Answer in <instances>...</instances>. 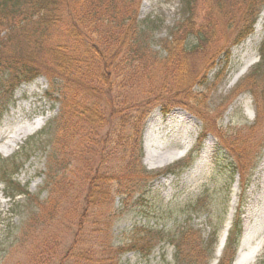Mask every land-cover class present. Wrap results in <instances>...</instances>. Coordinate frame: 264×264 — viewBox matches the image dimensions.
Segmentation results:
<instances>
[{
  "label": "rangeland",
  "instance_id": "rangeland-1",
  "mask_svg": "<svg viewBox=\"0 0 264 264\" xmlns=\"http://www.w3.org/2000/svg\"><path fill=\"white\" fill-rule=\"evenodd\" d=\"M134 1L137 20L142 22L145 31L140 38L136 32L138 30H134L132 43L127 42L126 46L133 47V38L139 37L134 49L139 51L140 57L144 56L142 64L147 71L141 72L136 82L148 86L141 89L143 93L149 92V86L158 88L155 96L148 94V100L163 95L161 89H166L164 87L176 91L183 78L187 80L186 74L201 75L199 84L196 82L198 79L194 82L190 97L171 92L190 108L179 107L183 121L179 122L178 134L170 130L168 115L163 114L160 107L154 109L143 123L142 166L152 173L165 174L170 170L172 173L149 182L142 190L143 198H139L142 193L139 186H136L132 198L116 196L115 210L121 209L123 214L111 220L112 238L115 245L123 243L129 238L133 226L143 224L162 230L164 235L161 239L152 234L148 238V242L154 245L151 252H128L120 257L119 264H219L223 257V248L217 255L220 237L232 209L230 227L237 217L241 218L243 224L235 260L240 254L260 247L254 264H264V171L261 169L264 164V66L258 68L264 24L258 40L253 41L245 52H234L247 44L255 33L256 24L264 19V5L258 8L260 12L253 32L238 40L243 36L238 34L246 24L243 17L250 13L253 1L246 14L245 8L250 0H222L221 10L217 5L218 0H197L194 18L202 24L204 32H213L210 39L207 38L206 46L190 54L180 69L165 61L167 54L164 47L171 44L176 33L184 31L183 22L187 17L183 0ZM64 3L70 6L63 7L58 23L45 29V34L51 35L48 43H52L54 36L64 30L66 33H70L71 29L74 31L71 24L83 14L88 17L91 12L92 3L88 0H65ZM73 7L76 8L74 11ZM130 9L134 8L129 3L125 10ZM24 10L30 13L31 5L26 4ZM99 18L103 20V12L95 14L91 20ZM37 20L27 25L22 22V28L14 31L9 28L10 23L4 25L5 22L0 20V264L30 263L29 250L36 240L40 241L50 230L60 243L58 256L61 257L74 244L78 230V219L67 213V198H60L66 188L70 190L69 183L79 182V173L61 175L56 182L58 186L52 187L49 192L42 190L55 164L52 163V154L58 152L53 142L59 127L56 122L50 128V135L43 133L60 111V105L55 104L50 96V81L44 76L19 86L13 81L15 72L20 71L15 66L16 60L26 58L28 54L35 55L39 62L45 57L40 51V44L37 47L32 41L44 28L31 23ZM96 24L104 34L119 32L114 27L116 25L112 27L103 21ZM36 30L40 33L34 37ZM29 34L33 35L32 40L27 39ZM87 42L88 38L82 39L79 46L84 49ZM195 43L196 39L191 36L186 44L191 48ZM223 50L228 53H223ZM220 52L222 55L213 60V56ZM213 62L215 68L205 77V68H209ZM247 62L251 63L250 68L235 81L234 77ZM163 92L168 95L165 90ZM152 116L162 121L149 128ZM44 117L43 124L20 135L9 152L1 151L10 140V135H13L10 130L16 125L34 124ZM174 134L176 143L162 147L161 143L170 140ZM186 145L190 147L184 149ZM223 145L230 151L222 149L220 146ZM177 147L185 150L182 157L164 163L161 158L166 154L175 155L176 152L172 151ZM150 153L155 157H150ZM76 162L73 158L71 165H78ZM232 164L239 172L235 182L231 180ZM5 179L13 180L20 188H27L31 198L19 194L14 185H9ZM235 184L237 190L234 193ZM74 189L69 192L72 193ZM59 199L61 204L58 206ZM141 213L148 216L145 218ZM92 220H87L85 236H90L87 232L93 228ZM180 226L188 229L181 236L179 247L176 242L169 241V234Z\"/></svg>",
  "mask_w": 264,
  "mask_h": 264
},
{
  "label": "trees",
  "instance_id": "trees-1",
  "mask_svg": "<svg viewBox=\"0 0 264 264\" xmlns=\"http://www.w3.org/2000/svg\"><path fill=\"white\" fill-rule=\"evenodd\" d=\"M64 1L0 0V20L5 22L4 25L10 23L9 28L12 31L22 28V22H24L23 25H27L36 18L37 22L31 23L37 24L40 29L44 27L42 33L38 30L34 32V37L40 33L34 40H32L33 35L30 34L27 39L32 40L37 47L40 44V51L45 57L39 62L35 55L28 54V57L16 60L15 66L20 71H16V77H13V81L17 82L18 86L24 82H32L40 76L46 77L52 86L50 96L55 104L60 105L58 116L50 121L48 129L43 132L50 135L52 131L50 128H53L54 122L59 126L56 136L55 134L53 136V138L56 137L53 142L54 146L57 145L58 151L52 154V163L55 164L51 167L48 181L42 190L49 192V189L58 186L56 182L61 175L78 172V178H80L79 182L69 183L70 190L75 187L74 193H70V190L66 188L65 194L60 198H67L68 215L71 213L78 219L74 244L59 257L60 243L54 239L53 232L50 230L49 234L43 236L40 241L36 240L32 249L29 250L30 263L28 264H54V262L55 264H119L120 257L128 252L137 251L145 254L151 252L154 245L148 242V238L152 234L161 239L164 235L162 230H155L152 226L144 224L133 226L129 232V238L123 243L115 245L112 238L111 220L123 214L121 209L115 210L116 196L132 198L136 186H139L142 192L149 182L161 175L146 171L142 166L143 123L148 115L160 106L164 112L177 106L190 109L184 100L178 99L176 95L173 96L171 92H178L185 98L190 97L195 87L194 82L197 79L196 82H199L201 73L200 75L186 74L187 80L183 78L176 91L164 87L166 89L161 90L168 92V95L162 91L163 95H158V99L148 100V94L151 97L155 96L158 88L149 86V92L143 93L142 90L147 89L148 86L136 82L141 72L147 71L142 64L144 56L140 57L139 51L134 49V46L137 47L136 42L139 37L141 38L145 31L142 22L137 20L136 2L133 3V0H88L92 3L89 16L85 17L84 14L79 16L77 21L69 25L75 28L74 31L71 29L70 33H66L64 30L60 35L54 36L52 43H48L47 40H51V35H46L45 29L56 25L60 20L59 14L63 7L70 6ZM252 1L250 13L243 17L246 24L238 34L243 36H240L238 40L244 36L248 37L253 32L260 12L258 8L264 5V0L256 2L250 0L245 8L246 14ZM183 2L187 17L183 22L184 34L179 30L171 44L164 47L167 54L165 61L168 65H175L180 69L190 54L206 46L213 32L209 30L204 32L202 24L194 18L197 0H183ZM129 3L133 4L134 9L125 10ZM26 4L31 5V12L28 14L23 12ZM217 5L221 10L222 0H218ZM75 9L73 7V11ZM70 11L72 13V10ZM100 12H103V20L100 18L91 20L92 16ZM99 21L112 27L116 25L114 27L119 32L104 34L103 30L97 27L96 23ZM235 25H237L236 21ZM138 27L139 29H136ZM134 30H138L136 32L139 37L133 38L134 46L129 48L126 45L127 42L132 43L131 38L135 36ZM191 36L196 39V43L189 48L186 43ZM43 38L44 41L41 42ZM87 38V47L82 49L79 46L82 45L80 41ZM222 52L215 54L213 60L215 58L217 60ZM223 53L227 54L228 51ZM263 66L264 43L261 47L258 68ZM213 68H215V62L210 64L209 68H205L204 75ZM15 86L14 83L13 87ZM223 146L228 149L227 146ZM73 158L78 165L75 163L72 164L75 166L71 165ZM232 166L230 165V174L231 178H234L237 171L235 165ZM16 168L18 169L19 166ZM5 180L9 185H14L19 194H25L31 198L27 188H20L11 179ZM143 196L142 192L139 198ZM60 199L58 206L61 204ZM142 215L145 218L148 216ZM90 219H93V228L87 232L90 236H85L84 228L87 220ZM187 229L188 227L185 226L178 227L173 234H169V241L176 242L180 247L181 236ZM241 234L242 225L239 220L230 230L219 264L233 263L238 252Z\"/></svg>",
  "mask_w": 264,
  "mask_h": 264
},
{
  "label": "bare ground",
  "instance_id": "bare-ground-1",
  "mask_svg": "<svg viewBox=\"0 0 264 264\" xmlns=\"http://www.w3.org/2000/svg\"><path fill=\"white\" fill-rule=\"evenodd\" d=\"M263 24H264V19H261L256 24L255 33L247 40V44L246 45H242L239 49H235L234 52H236L237 50L245 52L247 50V47L253 41L258 40L259 37H260V34L262 32V29H263ZM250 66H251V63L247 62L245 67H244V69L234 77V80L235 81L238 80L243 75V73L246 70H248V68H250ZM30 90L33 91L32 88H30ZM181 114H182L181 110H174L167 117V124L169 125L170 130L172 129L176 134H178L177 131H179L178 130L179 122L183 121V118L181 117ZM178 119H180V120H178ZM44 120H45V117L37 120L34 124L16 125L13 129L10 130V133H13V135H10V140L4 145L3 148H1V151L9 152L13 148L14 142L17 140V138H19L20 135L33 130L35 127H39L41 124H43ZM175 120L177 121L176 124H175ZM161 121L162 120L160 118H158L157 116H152V118L149 121L148 127L149 128L153 127L155 124H157V123H159ZM175 139L176 138H175V134H174V137L172 135L171 139L167 140L166 142L161 143V146L162 147L170 146V144L176 143ZM180 143H182V142H180ZM189 147H190L189 145H186L184 149H187ZM184 151L185 150L181 151L177 147V149H173V151H172V152H176L175 155L169 156V155L166 154L161 159H162V161L164 163L169 162L171 159L172 160L173 159L174 160L179 159L182 156L181 154H183ZM151 156L155 157V154L150 153V157ZM261 169L264 171V164H263ZM236 190H237V184L234 185V193L236 192ZM233 201H234V198H233ZM232 212H233V209L231 210V212L229 214L228 221H227L226 226H225V228H224V230L222 232V235L220 237L219 249L217 251V255L220 254V251L222 250V248L224 246V243H225V240L227 238V231L229 229L231 218H232V215H233ZM259 250H260V247H254V248L250 249L249 252H247L245 254H240L233 264H254V262L256 261V258L258 256Z\"/></svg>",
  "mask_w": 264,
  "mask_h": 264
}]
</instances>
